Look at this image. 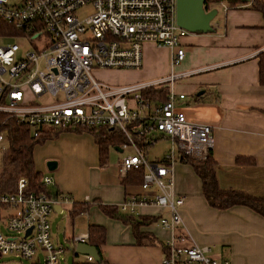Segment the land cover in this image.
Returning a JSON list of instances; mask_svg holds the SVG:
<instances>
[{
	"label": "built area",
	"instance_id": "obj_1",
	"mask_svg": "<svg viewBox=\"0 0 264 264\" xmlns=\"http://www.w3.org/2000/svg\"><path fill=\"white\" fill-rule=\"evenodd\" d=\"M214 4L223 11L230 8L222 0L205 5ZM83 6L90 11L78 18L75 11ZM0 20L32 47L19 53L15 42L0 44V111L31 127L34 137L39 128H108L121 134L117 147L129 146L132 152L119 158L118 173L141 167L139 187L146 194L127 196L117 207L133 212L138 205L158 206L168 211L158 219L159 226L179 229L163 243L159 264H218L208 247L182 232L177 211L182 197L172 194L174 148L183 157L203 160L212 147L210 127L188 121L177 108L183 93L174 90V83L185 74H175L173 68L182 60L180 40L188 32L175 22V0H0ZM146 43L170 49L165 77L112 84L93 74L139 69ZM161 87L165 98L159 101L156 89ZM43 95L50 99L37 101ZM160 137L168 138L171 147L159 161H149L144 149ZM5 147L6 133L0 130V151ZM42 182L48 185L51 179L43 175ZM58 201L70 199L26 191L24 178L17 180L15 191L0 193V256L32 259L41 251L43 264H59L64 248L49 234V215ZM84 240L76 236L72 242Z\"/></svg>",
	"mask_w": 264,
	"mask_h": 264
},
{
	"label": "crops",
	"instance_id": "obj_2",
	"mask_svg": "<svg viewBox=\"0 0 264 264\" xmlns=\"http://www.w3.org/2000/svg\"><path fill=\"white\" fill-rule=\"evenodd\" d=\"M246 2L226 11L219 6L221 17L210 22L215 24L212 32L187 33L181 38L183 57L173 73L185 76L175 80L174 90L183 93L176 103L186 119L211 129L210 157L217 187L264 197V85L258 83L256 57L264 50V23L261 14L246 7ZM170 55L168 48L144 44L142 66L114 71L120 75L118 83L165 77L170 72ZM59 134L68 137L60 138V148L72 147L79 154L68 158L59 151L54 155L50 151L45 162L38 159L36 166L33 160V167L51 179L47 185L50 196L63 194L70 199L54 204L49 215V222L59 220L56 233L50 237L63 246L62 254L69 251V264H159L161 243L179 230L159 226L158 219L168 216L166 209L152 204L135 207L131 213L150 221L137 228L149 235L150 241L138 244L129 224L107 215L101 208L118 205L127 196L146 194L138 183L123 182L126 174L119 175V157L110 150L121 153L122 148L116 151L113 147L117 144L109 146L101 162L90 131L64 129ZM57 136L58 133L53 139ZM57 140L59 137L55 139L59 146ZM180 156L174 148L170 172L172 194L182 197V204L177 207L182 232L195 244L208 247L209 255L218 264H264V217L244 205L223 209L210 206L191 163ZM48 160L56 162L52 171L46 170ZM90 225L104 228L103 240L98 244V262L74 253L73 237L84 236L83 242L90 244L87 241ZM41 255L37 251L29 259L30 264H41Z\"/></svg>",
	"mask_w": 264,
	"mask_h": 264
},
{
	"label": "trees",
	"instance_id": "obj_3",
	"mask_svg": "<svg viewBox=\"0 0 264 264\" xmlns=\"http://www.w3.org/2000/svg\"><path fill=\"white\" fill-rule=\"evenodd\" d=\"M210 0H205V4ZM213 1V0H212ZM229 7L240 3L239 0H225ZM207 6V5H206ZM252 10L258 11L264 23V0H248L246 6ZM0 34L11 35L14 38L19 34L10 24L0 20ZM13 36V37H12ZM257 57V78L260 85H264V50L258 53ZM158 97L165 98V88L156 89ZM2 102L0 98V103ZM0 130L6 133V147L1 152L0 166V193H11L15 191L16 182L19 178L25 179V190L33 193H43L49 195L47 185L43 184L42 177L33 167L32 151L36 144H40L54 136L61 130L54 128H39L38 133L32 136V128L25 123H18L14 118L6 112L0 111ZM98 150V159L103 162L106 150L113 144L122 143V135L108 128H100L90 131ZM115 140V142H114ZM141 145L144 143L139 142ZM181 160H188L195 174L200 180V188L206 202L218 209L227 208L232 205H244L264 217V197H252L242 194L239 191H229L219 189L216 185L212 170V159L210 151L203 160H190L188 157L180 156ZM142 168H134L127 171L124 181L125 183H138L140 185L142 177ZM104 213L109 216L116 217L122 222L131 226L135 238V243L150 241L151 237L137 231L140 225L148 223L149 219L135 216L129 211H120L117 205L102 206ZM150 222V221H149ZM104 236V228L98 225H90L88 228L87 241L94 245L100 258L98 244L102 242ZM152 239L151 242H154ZM163 247V243H161ZM91 260L90 262H92ZM72 264H88L87 262H72Z\"/></svg>",
	"mask_w": 264,
	"mask_h": 264
},
{
	"label": "rangeland",
	"instance_id": "obj_4",
	"mask_svg": "<svg viewBox=\"0 0 264 264\" xmlns=\"http://www.w3.org/2000/svg\"><path fill=\"white\" fill-rule=\"evenodd\" d=\"M222 1L225 2V0ZM210 7H215L217 9V13L213 19L219 20L222 13L220 11L221 10L220 7L217 4H214ZM89 11H90L89 6H83L77 8L75 14L78 18H83L89 13ZM9 36L11 35L0 34V44H4L7 42H15L19 46V53H23L25 50L32 49L31 45H29L24 39L16 38V37L9 39ZM114 71H127V70H93V74L97 79L102 80L104 82L119 84L118 80L120 79V75ZM2 77L4 79L8 78L6 74H3ZM49 99L50 98H48L46 95H43L42 97L38 98L37 101L46 102ZM59 133L60 132H58V136L56 137V138L59 137V140H57L59 146L55 144L56 138L53 139V137L51 136V138L46 139L43 143L36 144L33 147L32 153H33V160L35 161V165H36V160L38 159L45 162V160H47L46 156L50 154V151L52 155L56 154L59 151L61 154H63L65 157L68 158H73L79 154V150H76L72 147H64L63 149L60 148V138L64 139L65 137H67V135L66 134L60 135ZM169 148H170V140L166 137H160L159 139L155 140L151 145L147 146L144 149V154L149 161H158L160 160V158L163 157L165 153L168 152ZM110 151H112L116 156L120 158L121 155L123 156L125 154H130L131 148L129 146H125L122 149L121 153L115 152L112 149ZM0 166H1V152H0ZM51 218H54V215H52ZM56 223H59L58 219L55 222H53L51 219V222H49V231H50V235L52 236H54V234L56 233ZM0 231L3 233V228L1 226H0ZM69 257H70L69 251L66 252V254L59 255V264H69L68 261ZM39 259H40V263L43 264L42 255L39 257ZM30 262L31 261L29 259L21 258L12 254L0 256V264H30Z\"/></svg>",
	"mask_w": 264,
	"mask_h": 264
},
{
	"label": "water",
	"instance_id": "obj_5",
	"mask_svg": "<svg viewBox=\"0 0 264 264\" xmlns=\"http://www.w3.org/2000/svg\"><path fill=\"white\" fill-rule=\"evenodd\" d=\"M239 1L245 2L246 0ZM216 13L217 9L215 7H207L205 0H175V22L188 33L212 32L213 28L210 22ZM113 149L120 151L116 146ZM45 165L47 171H52L56 167V162L48 160ZM29 230L27 229L25 233L27 234ZM74 253L90 256L94 262L99 261L95 247L85 242H77L74 245Z\"/></svg>",
	"mask_w": 264,
	"mask_h": 264
}]
</instances>
